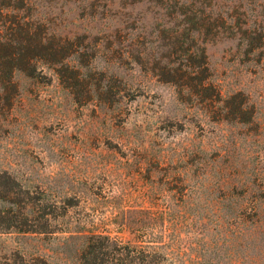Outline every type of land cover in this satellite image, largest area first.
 <instances>
[{"label": "rangeland", "instance_id": "rangeland-1", "mask_svg": "<svg viewBox=\"0 0 264 264\" xmlns=\"http://www.w3.org/2000/svg\"><path fill=\"white\" fill-rule=\"evenodd\" d=\"M16 14L69 53L0 88V264H264V0Z\"/></svg>", "mask_w": 264, "mask_h": 264}, {"label": "trees", "instance_id": "trees-1", "mask_svg": "<svg viewBox=\"0 0 264 264\" xmlns=\"http://www.w3.org/2000/svg\"><path fill=\"white\" fill-rule=\"evenodd\" d=\"M13 19V24L7 28L9 29L7 35H2L3 29L0 28V88L16 87L12 80V71L15 68L32 75L37 71V61H43L49 65L57 64L62 62L69 53L65 45L66 40L49 36L42 22H32L27 20L26 16L18 14ZM64 67L63 65L57 70L61 77H63L61 71ZM192 73H195L193 78H199L205 89L207 87L212 89V86L205 85L202 75L199 77L195 70ZM216 95L219 97L218 93ZM98 237L105 240L112 239L110 236L99 235ZM91 238L90 240H93L94 236ZM92 246L90 241L88 247L92 248Z\"/></svg>", "mask_w": 264, "mask_h": 264}]
</instances>
